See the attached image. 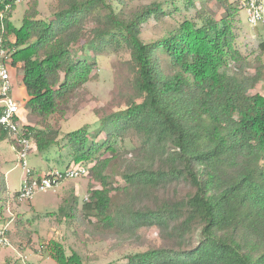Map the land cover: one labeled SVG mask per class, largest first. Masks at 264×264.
<instances>
[{"label":"trees","instance_id":"16d2710c","mask_svg":"<svg viewBox=\"0 0 264 264\" xmlns=\"http://www.w3.org/2000/svg\"><path fill=\"white\" fill-rule=\"evenodd\" d=\"M8 1L0 0V12ZM126 1L56 0L45 17L30 0L19 27L4 20L11 63L23 64L25 106L36 118L22 127L40 152L59 143L50 119H62L94 78L96 57L128 53L125 107L102 116L93 137L80 127L62 138L60 151L72 158L66 167L88 161L90 178L82 203L70 192L58 212L90 231L129 237L154 226L158 242L122 264H264V95L250 92L262 70L228 67L241 59L234 26L241 6L215 0L220 18L186 20L144 42L140 25L163 11L153 3L128 14ZM128 136L138 144L118 150ZM6 139L14 143L0 124V142ZM6 192L0 175L1 201ZM46 248L57 264H85L59 242Z\"/></svg>","mask_w":264,"mask_h":264},{"label":"rangeland","instance_id":"374dc122","mask_svg":"<svg viewBox=\"0 0 264 264\" xmlns=\"http://www.w3.org/2000/svg\"><path fill=\"white\" fill-rule=\"evenodd\" d=\"M29 1L10 0L7 2V7L0 12V42L7 53H12L15 48L7 44L4 38L6 30L5 27L2 28L1 22L5 24L4 20L7 19L19 27ZM55 1L37 0L40 15L49 16ZM229 1L236 2V5L239 3V0ZM153 3L159 4L163 13L160 17H149L140 25V37L144 42L161 39L167 31L183 21L191 20L200 25L203 17L218 19L224 14L223 8L215 0H127L123 9L131 14L130 12L138 11ZM113 5L117 10L120 8L116 1H113ZM234 26L235 48L239 51L241 59L239 63L231 61L228 67L232 70L238 68L241 72L250 74L262 70L261 80L250 92L264 95V46L263 48L260 46V42L264 39V28L251 26L244 8L239 9ZM96 60L94 78L86 82L70 98L62 119L57 122L56 118L50 119L52 127L59 130V143L52 144L41 152L32 149L29 153L28 167L35 172H43L48 166L57 169L66 167L72 158L67 156V148L60 151L59 147L60 144H64L62 138L65 133L87 127L89 135L93 137L102 116L125 107L127 95L132 92L127 51L124 50L116 55L101 54ZM11 62L8 67L12 77L11 93L18 103L20 122L33 125L36 118L25 106L27 94L22 84L23 64ZM101 139L100 135L96 140ZM137 144V137L128 136L124 141L118 140L116 146L118 150L128 152ZM60 154L64 158L60 159ZM126 156L129 158L131 154ZM85 163L90 164L88 161ZM0 175L3 176L7 188L4 194L7 199L0 200V228H6V235L10 241V245L0 247V264H23V257L26 258L27 264H57L49 256L46 248L50 240L61 243L66 255L72 252L78 254L85 264H122L127 254L145 250L149 245L158 242V231L154 226L141 228L135 236L129 237L126 234L104 231L101 227L90 231L78 221H72L61 215L58 212L59 206L71 197L70 192L74 193L79 204L88 196L89 175L66 179L54 190L39 192L29 201H18L16 194L21 185L23 171L17 165L16 152L7 139L0 142ZM116 179L122 183L119 177ZM94 185L99 187L98 182H94ZM89 220L95 222L93 218Z\"/></svg>","mask_w":264,"mask_h":264},{"label":"built area","instance_id":"2783aa9c","mask_svg":"<svg viewBox=\"0 0 264 264\" xmlns=\"http://www.w3.org/2000/svg\"><path fill=\"white\" fill-rule=\"evenodd\" d=\"M239 3L246 12L249 24L253 27L264 28V0H239ZM1 23L3 28L4 24ZM10 57V53L5 51L0 42V124L14 140V143H11V148L16 152L17 165L23 171L16 197L18 201H29L39 192L54 190L66 179L86 176L89 165L85 162L74 163L70 167L50 168L41 173L28 167L27 157L36 147L29 132L22 127L18 103L11 93L12 77L8 68L11 62ZM7 245H10V241L6 235V228H0V247ZM25 259V257L22 258L23 264H27Z\"/></svg>","mask_w":264,"mask_h":264},{"label":"crops","instance_id":"0c3cea01","mask_svg":"<svg viewBox=\"0 0 264 264\" xmlns=\"http://www.w3.org/2000/svg\"><path fill=\"white\" fill-rule=\"evenodd\" d=\"M51 167L50 166H48L43 172H45V171H47V170H49ZM39 173V172H38ZM41 173V172H40Z\"/></svg>","mask_w":264,"mask_h":264},{"label":"clouds","instance_id":"9594fccd","mask_svg":"<svg viewBox=\"0 0 264 264\" xmlns=\"http://www.w3.org/2000/svg\"><path fill=\"white\" fill-rule=\"evenodd\" d=\"M262 41H263V43H264V39H263Z\"/></svg>","mask_w":264,"mask_h":264}]
</instances>
